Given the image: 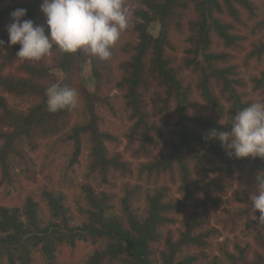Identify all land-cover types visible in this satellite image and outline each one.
I'll return each mask as SVG.
<instances>
[{"label":"trees","instance_id":"obj_1","mask_svg":"<svg viewBox=\"0 0 264 264\" xmlns=\"http://www.w3.org/2000/svg\"><path fill=\"white\" fill-rule=\"evenodd\" d=\"M42 2L0 0V264H264L250 200L264 159L229 158L206 140L264 102V0H123L129 27L108 60L55 46L22 60L8 44L10 13L27 9L24 19L47 27ZM88 62L94 93L81 81ZM53 83L77 91L74 109L47 110ZM113 90L132 160L102 114ZM223 175H237L238 189ZM221 195L230 206L216 227Z\"/></svg>","mask_w":264,"mask_h":264},{"label":"clouds","instance_id":"obj_2","mask_svg":"<svg viewBox=\"0 0 264 264\" xmlns=\"http://www.w3.org/2000/svg\"><path fill=\"white\" fill-rule=\"evenodd\" d=\"M40 10L47 27L24 19L27 9L17 8L10 13L8 44L20 45L16 57L22 60L40 61L54 46L61 53L83 51L108 60L121 33L129 27L123 0H43ZM4 44L0 39V48ZM45 94L50 113L74 109L78 103L77 91L60 83L51 84ZM229 124L230 131L211 129L206 140H219L229 158L264 159V102H253L237 111ZM255 179L256 190L250 200L254 213H260L259 223L264 225V171Z\"/></svg>","mask_w":264,"mask_h":264},{"label":"rangeland","instance_id":"obj_3","mask_svg":"<svg viewBox=\"0 0 264 264\" xmlns=\"http://www.w3.org/2000/svg\"><path fill=\"white\" fill-rule=\"evenodd\" d=\"M151 33L154 36H157L159 31H160V27L158 25H154L151 27ZM57 77L62 80L63 79V75L60 71H56L55 72ZM256 70H254L253 68H250L249 70H245L242 69V76L244 77V79L247 81V83L250 85V75L252 74H256ZM81 81L86 85V87L88 88V90L91 93L95 92L96 89V85H95V81L92 78V68L90 63H86L85 65H83V70H82V74H81ZM249 91H252L251 86H249L248 88ZM107 95H109L110 98V102H111V106L106 107V108H102V114L105 117V122H106V126L109 130H111L116 136H118V144H116L115 149L118 150L119 152L123 153L124 157L126 160H132L129 151L126 150V146H127V140L125 137L126 132L128 131L129 127H130V123H129V114L126 112L125 108H124V104L122 103V99H121V95L117 90H113L110 93H108ZM13 105H18V102L11 100ZM165 132H168V129H165ZM87 158H88V150L85 149L81 158L82 164L83 166H85L86 162H87ZM225 177V179L229 182L232 183L234 185V187L236 189H238L237 186V175H235L234 177H228L226 175H223ZM223 199V205L220 208V210H214L211 211V217H212V222L211 224L213 226L219 227L216 223L217 221V217L219 215H221V212L223 209L228 208L230 206V202L228 201V197L226 196H222ZM237 237L240 239H243V235H241V233L237 232ZM235 238V235H229L227 233L224 232V235L219 239V242H223L224 240L228 239L229 241V246H230V250L232 251L233 248L231 247L232 242ZM246 240L252 241L251 238H248ZM245 242V241H244ZM216 248V246H215ZM83 249V247H82ZM211 253H213L214 255H218L219 252L214 249L212 251H210ZM83 253V252H82Z\"/></svg>","mask_w":264,"mask_h":264}]
</instances>
